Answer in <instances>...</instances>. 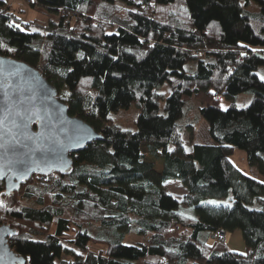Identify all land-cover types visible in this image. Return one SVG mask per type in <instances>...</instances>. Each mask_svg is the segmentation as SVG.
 Segmentation results:
<instances>
[{
    "label": "trees",
    "instance_id": "trees-1",
    "mask_svg": "<svg viewBox=\"0 0 264 264\" xmlns=\"http://www.w3.org/2000/svg\"><path fill=\"white\" fill-rule=\"evenodd\" d=\"M30 5L48 21L0 0V54L41 69L103 139L72 154L67 174L34 175L11 195L0 181V224L17 229L9 244L24 264H264V182L231 159L244 150L264 175V0ZM243 92L253 97L239 108ZM192 97L213 142L187 150L178 120ZM236 230L245 252L209 242Z\"/></svg>",
    "mask_w": 264,
    "mask_h": 264
},
{
    "label": "water",
    "instance_id": "water-1",
    "mask_svg": "<svg viewBox=\"0 0 264 264\" xmlns=\"http://www.w3.org/2000/svg\"><path fill=\"white\" fill-rule=\"evenodd\" d=\"M58 95L59 91L44 77L41 69L0 54V108L6 103L11 107L9 127L13 119L27 124L21 131L13 129L20 142L14 149L7 146L15 143L12 135H5L0 140V143L7 142L6 148L0 149V165L6 173L0 181L5 182L7 195L19 191L20 186L34 175L71 172L72 154L103 139L102 133L82 117L68 112V105ZM16 111L22 114L21 117L14 115ZM17 157H22L20 164H9ZM14 235H17L16 228L0 224V264H24L27 261L9 244L10 236Z\"/></svg>",
    "mask_w": 264,
    "mask_h": 264
},
{
    "label": "rangeland",
    "instance_id": "rangeland-1",
    "mask_svg": "<svg viewBox=\"0 0 264 264\" xmlns=\"http://www.w3.org/2000/svg\"><path fill=\"white\" fill-rule=\"evenodd\" d=\"M7 2L9 4L11 3L12 7L17 11L18 17L23 18L26 21H30L32 19H37L39 22L48 21V17L42 15L43 11L35 9L30 5L28 0H7ZM249 7L253 11H258L259 9V7H257L253 1H251V5H249ZM258 73L262 79V77H264V68L259 69ZM252 97L253 93L243 92L235 98V103L239 108L245 107L249 105ZM222 105L223 108H228L230 106L229 102H227L226 100L222 101ZM201 107H203L202 102L196 97H192L185 105L183 116L178 120L180 128L184 129L183 140L185 141L187 150H190L194 143L213 142L212 138L209 135L208 122L204 117L200 116ZM134 110L133 108L127 109L126 112L128 113V115H125L124 117L121 116V118H123L122 121L126 122H124L125 124L132 125L134 123L132 120L133 116L131 117V115L134 113ZM191 125L194 126V129L191 128ZM231 159H233L235 164L243 172L264 182V175L260 174L256 168L254 169L248 164L246 153L244 150L236 149ZM40 179L43 183L47 182L48 180L47 176L42 174H40ZM164 184L168 192L173 194L178 200H181V198L185 195L184 193L186 192V188L181 182L179 183L175 180H169ZM180 209L184 210L182 206ZM222 233L224 234V232ZM215 239L227 242L228 245H230V247L236 252H245L246 245H244L243 235L241 234L240 230H236L235 232L231 233L226 232L224 236L217 232L215 235H212L210 237L209 242L211 243L215 241ZM129 240H134L136 242L139 239L135 236H131ZM144 241L149 244L150 240L146 238Z\"/></svg>",
    "mask_w": 264,
    "mask_h": 264
},
{
    "label": "snow or ice",
    "instance_id": "snow-or-ice-1",
    "mask_svg": "<svg viewBox=\"0 0 264 264\" xmlns=\"http://www.w3.org/2000/svg\"><path fill=\"white\" fill-rule=\"evenodd\" d=\"M10 27L15 26L14 24H10ZM11 50V49H9ZM241 55H244V53H241ZM264 79V77H262ZM5 99L6 102L8 101V93H5ZM22 103V101H21ZM0 140H3L5 135H12L13 140L15 141L14 144L12 145H7V142L0 143V149L6 148V145L8 147H12L13 149L15 148L16 145H19V140L16 136V134L13 132V129H17L18 131H21L22 129L27 127V124L24 123L23 121L17 122L15 119L11 121V127H9L8 120H9V115L11 113V107L9 106L8 103L5 104L3 108H0ZM16 117H21V113L19 111H16L14 114ZM22 162V157H17L15 160L9 161V164H20ZM5 171H4V166L0 165V179L5 178ZM20 175H23V172H20ZM214 203V202H213ZM0 206H3V201H0Z\"/></svg>",
    "mask_w": 264,
    "mask_h": 264
},
{
    "label": "built area",
    "instance_id": "built-area-1",
    "mask_svg": "<svg viewBox=\"0 0 264 264\" xmlns=\"http://www.w3.org/2000/svg\"><path fill=\"white\" fill-rule=\"evenodd\" d=\"M29 1V3H32V1H34V0H28ZM219 233L221 234V235H223L224 236V234L222 233V231H219Z\"/></svg>",
    "mask_w": 264,
    "mask_h": 264
},
{
    "label": "crops",
    "instance_id": "crops-1",
    "mask_svg": "<svg viewBox=\"0 0 264 264\" xmlns=\"http://www.w3.org/2000/svg\"><path fill=\"white\" fill-rule=\"evenodd\" d=\"M42 15L48 17V14H47V12L45 10H43V14Z\"/></svg>",
    "mask_w": 264,
    "mask_h": 264
}]
</instances>
